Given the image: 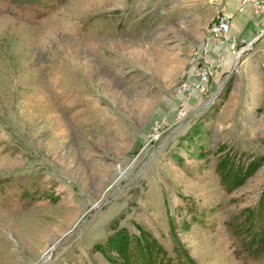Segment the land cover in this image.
I'll list each match as a JSON object with an SVG mask.
<instances>
[{"label":"rangeland","instance_id":"1","mask_svg":"<svg viewBox=\"0 0 264 264\" xmlns=\"http://www.w3.org/2000/svg\"><path fill=\"white\" fill-rule=\"evenodd\" d=\"M219 2L0 0V264H264V34L175 95Z\"/></svg>","mask_w":264,"mask_h":264},{"label":"built area","instance_id":"2","mask_svg":"<svg viewBox=\"0 0 264 264\" xmlns=\"http://www.w3.org/2000/svg\"><path fill=\"white\" fill-rule=\"evenodd\" d=\"M240 2L250 5L256 13H264V0H240ZM263 34L264 25L261 33L255 39ZM253 43L245 52H239L247 44L238 39L236 42V39L229 35V18L226 7L220 0L213 20L206 26L199 43L193 49L190 67L185 73V81L175 91L176 97L182 101L201 94L206 89L208 81L219 74L220 68L225 63L226 53L222 49L214 52L213 47L227 46V56L232 60L234 59L232 70L238 57L242 59L255 53ZM238 44L240 47L236 49ZM179 103L181 104V102Z\"/></svg>","mask_w":264,"mask_h":264},{"label":"crops","instance_id":"3","mask_svg":"<svg viewBox=\"0 0 264 264\" xmlns=\"http://www.w3.org/2000/svg\"><path fill=\"white\" fill-rule=\"evenodd\" d=\"M221 2L225 5L227 16L229 18V35L246 42L247 46L251 45L255 41L256 36H258L263 29L264 13L254 12L250 5L242 4L240 0H221ZM199 41L200 40L197 41V44ZM226 47L227 46L212 48L214 52L222 49V51L226 53V60L219 71V75H223L224 73L228 74L234 60L227 56ZM259 51L260 50L255 49L253 55L242 58L237 71L239 70V72H241L242 67H244L248 61L255 57H259Z\"/></svg>","mask_w":264,"mask_h":264},{"label":"trees","instance_id":"4","mask_svg":"<svg viewBox=\"0 0 264 264\" xmlns=\"http://www.w3.org/2000/svg\"><path fill=\"white\" fill-rule=\"evenodd\" d=\"M28 1V3H38L41 0H25ZM248 247H250L248 253L249 255H251L252 257H256L258 256L264 247V233L263 232H256L253 233L249 240H248Z\"/></svg>","mask_w":264,"mask_h":264},{"label":"water","instance_id":"5","mask_svg":"<svg viewBox=\"0 0 264 264\" xmlns=\"http://www.w3.org/2000/svg\"><path fill=\"white\" fill-rule=\"evenodd\" d=\"M255 41H256V39H255ZM240 61H241V57H238V58L236 59V61H235V64H234L233 69H232V70L227 74V76L225 77L224 82H226L230 77H232V75H233V71H234V69L238 66V64L240 63ZM224 82L218 87L217 92L214 94V96L210 99L209 102H211V101H213V100L215 99V97L218 95L220 89L222 88ZM62 238H63V237H61L58 241H56L55 243H53V244L51 245V247L49 248V250H48L46 256L42 259V261H41L40 264H45V263L49 260V258H50L51 255L53 254L55 248H56V247L58 246V244L61 242Z\"/></svg>","mask_w":264,"mask_h":264},{"label":"bare ground","instance_id":"6","mask_svg":"<svg viewBox=\"0 0 264 264\" xmlns=\"http://www.w3.org/2000/svg\"><path fill=\"white\" fill-rule=\"evenodd\" d=\"M248 47H249V46L246 45V46H245L244 48H242L239 52H241V51H242V52H245L246 50H248ZM226 48H227V47H226ZM239 54H240V53H239ZM118 178H119V177H118Z\"/></svg>","mask_w":264,"mask_h":264}]
</instances>
